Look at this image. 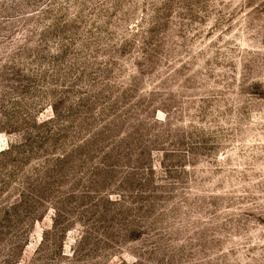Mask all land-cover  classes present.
<instances>
[{
  "label": "rangeland",
  "instance_id": "374dc122",
  "mask_svg": "<svg viewBox=\"0 0 264 264\" xmlns=\"http://www.w3.org/2000/svg\"><path fill=\"white\" fill-rule=\"evenodd\" d=\"M0 264H264V0H0Z\"/></svg>",
  "mask_w": 264,
  "mask_h": 264
}]
</instances>
